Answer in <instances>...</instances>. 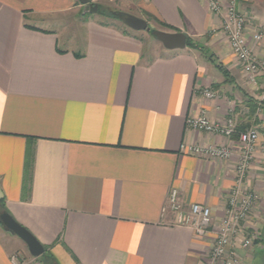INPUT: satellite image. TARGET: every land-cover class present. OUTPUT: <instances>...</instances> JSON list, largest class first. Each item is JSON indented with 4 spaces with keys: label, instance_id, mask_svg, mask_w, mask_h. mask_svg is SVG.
Returning a JSON list of instances; mask_svg holds the SVG:
<instances>
[{
    "label": "crops",
    "instance_id": "crops-1",
    "mask_svg": "<svg viewBox=\"0 0 264 264\" xmlns=\"http://www.w3.org/2000/svg\"><path fill=\"white\" fill-rule=\"evenodd\" d=\"M111 1L195 46L166 49L146 31L87 14L78 0H0L2 204L45 249L20 264H208L211 240L176 224L167 197L176 189L183 208L206 205L219 223L236 143L192 130L186 119L223 121L232 107L238 128L259 131L244 186L259 198L241 230L258 238L249 249L238 238L235 254L240 264H264V112L249 110V99L261 100V80H246L205 0ZM239 8L254 17L248 41L263 58L264 42L251 35L264 27V2ZM205 89L218 97L206 98ZM182 144L234 152L207 159ZM23 246L0 225V264H14Z\"/></svg>",
    "mask_w": 264,
    "mask_h": 264
},
{
    "label": "built area",
    "instance_id": "built-area-1",
    "mask_svg": "<svg viewBox=\"0 0 264 264\" xmlns=\"http://www.w3.org/2000/svg\"><path fill=\"white\" fill-rule=\"evenodd\" d=\"M242 0H205L209 10L220 17L221 30L223 31L231 53L235 56L236 63L241 66L246 80L257 85L261 80L262 94L264 97V57L256 56L248 41L247 24L254 17L239 8ZM255 44L264 42V29L259 26L251 35ZM202 94L209 99L218 97L215 91L205 89ZM233 107L229 110L223 121L211 122L203 114L186 119V127L221 135L233 139L238 153L234 165V186L227 195L223 215L217 225L211 222V209L203 204L193 203L188 208H183L178 200V192L171 189L167 197V208L174 212L175 223L192 229L198 239H210L211 246L208 250V264H240V259L235 254V243L242 249L253 246L258 235L250 232L249 235L241 234V230L249 219L257 199L258 193L245 188V182L250 165L254 160V151L259 131L256 126L240 129L233 118ZM262 110L257 108L255 116L259 117ZM181 150L207 159L228 160L233 155V149L226 146H199L182 144ZM263 154L264 173V144L261 146ZM264 178V174H263ZM165 208H163V211ZM11 260L17 264L13 255Z\"/></svg>",
    "mask_w": 264,
    "mask_h": 264
},
{
    "label": "water",
    "instance_id": "water-1",
    "mask_svg": "<svg viewBox=\"0 0 264 264\" xmlns=\"http://www.w3.org/2000/svg\"><path fill=\"white\" fill-rule=\"evenodd\" d=\"M83 5L84 12L97 9V5H92L89 0H78ZM118 19L122 20L123 24L134 31H146L154 39L159 41L164 48L169 50L184 49L186 47V35L181 32H166L152 28L148 22L140 17L132 14L116 11L114 13ZM3 198L0 189V200ZM0 223L11 234L18 237L26 245L29 254L33 257L40 256L44 253L43 245L22 225L16 222L7 212L0 213Z\"/></svg>",
    "mask_w": 264,
    "mask_h": 264
},
{
    "label": "rangeland",
    "instance_id": "rangeland-1",
    "mask_svg": "<svg viewBox=\"0 0 264 264\" xmlns=\"http://www.w3.org/2000/svg\"><path fill=\"white\" fill-rule=\"evenodd\" d=\"M258 1H262L264 2L263 0H258ZM91 4L92 5H97V9L95 12L93 11H86L87 14L89 15H94L96 17H98V19L102 22H106V23H114L120 27H125L126 26L123 24L122 20H117V19H114L110 16L111 14V11H120V12H123V13H128V14H132L134 16H138L140 13L138 11H136L135 9L133 8H130L128 7V4L127 2H115V1H111V0H91ZM260 7V5H259ZM135 14H138V15H135ZM140 18H143L145 19L148 24L156 29V28H159V25H157V23L151 19L150 17L146 16L145 14H141L140 16H138ZM257 22L259 23V21L257 20ZM260 28L264 29L263 26H259ZM140 35L144 36V37H149L148 33H145V32H142L140 33ZM234 56V55H233ZM235 58V56H234ZM236 61V59H235ZM255 115V114H254ZM13 238H15V240L17 242H19L21 245H24L22 247V249L18 248L17 251L15 252V258H16V262L18 264H20L19 260L20 259L21 261L23 260H26V259H30L31 258V255L29 254L25 244L23 243L22 240H20L18 237L14 236L13 235ZM18 256V257H17Z\"/></svg>",
    "mask_w": 264,
    "mask_h": 264
},
{
    "label": "trees",
    "instance_id": "trees-1",
    "mask_svg": "<svg viewBox=\"0 0 264 264\" xmlns=\"http://www.w3.org/2000/svg\"><path fill=\"white\" fill-rule=\"evenodd\" d=\"M115 12H116V11H111L110 16L113 17V18L118 19V17H116V15L114 14ZM161 25L165 26L164 24H161ZM186 45H188V46H195V44L191 43V42L189 41V39H187V41H186ZM216 66H217L219 69H222L221 65L217 64ZM222 70H223V69H222ZM249 101L252 102V104L249 106V110H250V113H251L252 115L255 114L257 108L261 109L262 112H264V97H263L261 100H259L258 102H255V101L253 102V101L250 100V99H249ZM2 201H3V200L1 199V200H0V213H1V212H6L5 209H4V207H3ZM0 225H2V224L0 223ZM44 264H53V262L50 261L49 258H45V259H44Z\"/></svg>",
    "mask_w": 264,
    "mask_h": 264
}]
</instances>
